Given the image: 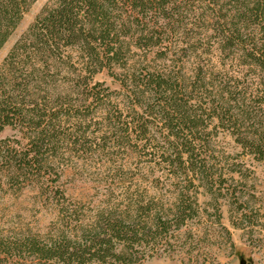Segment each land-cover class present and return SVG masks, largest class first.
Listing matches in <instances>:
<instances>
[{
  "label": "trees",
  "instance_id": "obj_1",
  "mask_svg": "<svg viewBox=\"0 0 264 264\" xmlns=\"http://www.w3.org/2000/svg\"><path fill=\"white\" fill-rule=\"evenodd\" d=\"M35 1L0 0V49ZM181 1L53 0L0 67V191L37 181L44 194L66 199L64 190L48 182L60 180L59 163L109 152L112 145L121 148L131 137L165 176L127 177L116 166L102 180L103 198L88 214L62 205L70 228L61 242L40 246L28 239L27 248L41 263L144 264L155 255H179L183 264H219L213 253L217 237L224 235L234 247L222 222L223 200L232 210L255 198L239 187L247 186L244 163L264 167V80L247 88L225 86L203 104L194 96L196 84L207 79L203 68L191 81L152 64H130L135 48L174 45L164 36L175 32L172 23L183 21ZM230 2L232 10L220 9L227 27L214 28L219 49L225 53L238 45L243 58L262 65L264 0ZM103 72L119 77L133 113L116 106L117 113L107 104L113 91L95 81ZM93 107L107 130L91 129ZM150 116L160 117L167 133L152 132ZM205 116L228 124L240 149L241 164L229 172L215 168L212 134L200 128ZM7 130L15 134L5 136ZM231 221L241 226L232 215Z\"/></svg>",
  "mask_w": 264,
  "mask_h": 264
},
{
  "label": "rangeland",
  "instance_id": "obj_2",
  "mask_svg": "<svg viewBox=\"0 0 264 264\" xmlns=\"http://www.w3.org/2000/svg\"><path fill=\"white\" fill-rule=\"evenodd\" d=\"M52 3L53 0H36L33 3L0 49V67L18 39L34 23L41 11ZM181 3L183 21L178 24L172 23L175 32L169 37L164 36L167 44L169 43L167 40H171L174 45L166 49L167 46L165 47L164 44L163 48L155 47L148 51L135 48L130 57V64H152L160 70L173 72L175 75L178 72L185 74L187 78H191V81L194 80L193 76L199 68H203V75L207 79L205 83L196 84L197 91L194 93V96L201 98L203 104L207 100H212L214 93L225 86L240 85L242 88H247L252 83L264 80V63L256 65L253 59L243 58L238 45L222 53L213 35L215 27L220 25L227 27L228 24L225 23L227 19L224 18L226 13L220 9L225 7L227 10H232L233 2L184 0ZM190 7L195 13L191 10L186 11V8ZM255 25L256 23L253 26ZM142 71L144 74L147 72L144 66ZM95 81L103 82L113 91L112 99L107 104L115 112L118 113L116 106L132 111L129 109L130 101L126 98V91L119 77L103 72L96 76ZM199 86L203 88L199 89ZM153 106L157 108V101L153 102ZM94 109L96 112L92 114L94 121L91 129L107 130L109 126L103 120L102 114L97 112V108L93 107L92 110ZM149 118L153 122L152 132L167 133L160 117ZM205 119L200 128L212 134L211 149L216 157L213 159L215 168L219 172L222 170L229 172L236 164H241L239 157L236 156L240 149L228 135V124L223 125L216 118ZM13 134L15 133L11 130L5 132V136H13ZM131 138V144L121 148L112 145L109 152L97 153L93 156L78 154L71 159L66 157L67 161L59 163L57 170L61 172L60 180L56 183L54 179L48 182L51 186L64 190L66 199L58 194H44L37 181H26L19 187L6 185L4 190L0 191V264H44L31 254L25 243L30 238H35L40 246L61 242L63 235L68 233L70 228L67 217L60 211L61 208L63 209L62 205H70L71 208L80 207V210L85 208L83 214H88L94 204L103 198L100 194L102 188L99 186L108 172L116 166H122L127 177L149 178L151 181L164 176L161 168L154 169L153 165H150V156L142 150V143H137L133 137ZM243 165L242 168L248 176V179L244 180L247 186L240 185L239 189L244 190L248 196L254 195L255 198L249 203L250 206L238 204L232 207V210L230 204L223 200L222 222L231 231L234 247L224 235L220 234L217 237L213 253L219 264H241L242 260H245L246 264H264V167L254 161H248ZM202 200H205V197H202ZM243 212L246 214L244 221L240 219L243 217ZM231 215L242 227L233 225ZM48 264L66 263L58 260L50 261ZM144 264H183V262L179 255L174 257L155 255L148 258Z\"/></svg>",
  "mask_w": 264,
  "mask_h": 264
},
{
  "label": "water",
  "instance_id": "obj_3",
  "mask_svg": "<svg viewBox=\"0 0 264 264\" xmlns=\"http://www.w3.org/2000/svg\"><path fill=\"white\" fill-rule=\"evenodd\" d=\"M241 264H246V261H245V260H242V261H241Z\"/></svg>",
  "mask_w": 264,
  "mask_h": 264
}]
</instances>
